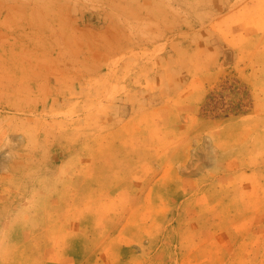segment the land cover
<instances>
[{
  "label": "rangeland",
  "instance_id": "374dc122",
  "mask_svg": "<svg viewBox=\"0 0 264 264\" xmlns=\"http://www.w3.org/2000/svg\"><path fill=\"white\" fill-rule=\"evenodd\" d=\"M0 264H264V0H0Z\"/></svg>",
  "mask_w": 264,
  "mask_h": 264
}]
</instances>
